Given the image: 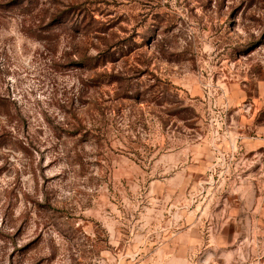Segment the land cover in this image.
Here are the masks:
<instances>
[{
  "label": "rangeland",
  "instance_id": "374dc122",
  "mask_svg": "<svg viewBox=\"0 0 264 264\" xmlns=\"http://www.w3.org/2000/svg\"><path fill=\"white\" fill-rule=\"evenodd\" d=\"M231 95L264 96V0H0V264H264Z\"/></svg>",
  "mask_w": 264,
  "mask_h": 264
},
{
  "label": "crops",
  "instance_id": "0c3cea01",
  "mask_svg": "<svg viewBox=\"0 0 264 264\" xmlns=\"http://www.w3.org/2000/svg\"><path fill=\"white\" fill-rule=\"evenodd\" d=\"M240 100L239 95L229 96V133L235 137L229 139V154L241 161L229 166V189L234 194L229 197V234H264V122L258 120L264 96ZM233 145L239 152H230ZM255 186L260 188L255 198L244 196Z\"/></svg>",
  "mask_w": 264,
  "mask_h": 264
},
{
  "label": "built area",
  "instance_id": "2783aa9c",
  "mask_svg": "<svg viewBox=\"0 0 264 264\" xmlns=\"http://www.w3.org/2000/svg\"><path fill=\"white\" fill-rule=\"evenodd\" d=\"M255 264H263V263H261V262H257V263H255Z\"/></svg>",
  "mask_w": 264,
  "mask_h": 264
}]
</instances>
